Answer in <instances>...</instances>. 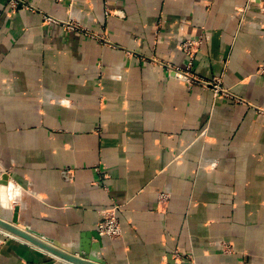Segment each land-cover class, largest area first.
I'll return each instance as SVG.
<instances>
[{"label": "crops", "instance_id": "obj_1", "mask_svg": "<svg viewBox=\"0 0 264 264\" xmlns=\"http://www.w3.org/2000/svg\"><path fill=\"white\" fill-rule=\"evenodd\" d=\"M8 2L7 216L19 208L22 227L107 264H264V0ZM188 39L201 42L192 57ZM114 205L110 238L98 223ZM1 237L0 264H70Z\"/></svg>", "mask_w": 264, "mask_h": 264}, {"label": "water", "instance_id": "obj_2", "mask_svg": "<svg viewBox=\"0 0 264 264\" xmlns=\"http://www.w3.org/2000/svg\"><path fill=\"white\" fill-rule=\"evenodd\" d=\"M8 178L7 173H3L0 178L1 184H6ZM19 208H15V212L10 218L0 216V230L10 237L23 240L40 249L46 250L53 256L63 259L71 264H107L100 256L93 255L88 248H78V251L70 250L62 247L53 240L44 238L36 230L27 226H20ZM1 231V232H2ZM3 233V232H2ZM9 233V234H8ZM97 245L95 246V248Z\"/></svg>", "mask_w": 264, "mask_h": 264}, {"label": "built area", "instance_id": "obj_3", "mask_svg": "<svg viewBox=\"0 0 264 264\" xmlns=\"http://www.w3.org/2000/svg\"><path fill=\"white\" fill-rule=\"evenodd\" d=\"M57 2L61 1H67L69 2L70 6L73 5L74 0H55ZM10 5L12 8H18V7H25L27 6L26 0H9ZM45 19L49 22H57L58 19L54 16L47 15L45 16ZM66 24L70 28H78L79 26L71 20H67ZM201 44L200 40H185L182 42L181 47L183 50H185L191 57L195 54L197 51V48ZM175 75L182 80H186V82L190 85H193L194 83H199L207 86H211L214 90L219 91L221 90L219 87V80H213V81H206L203 79L197 78V76H193L188 71H181V70H175ZM185 75V76H184ZM188 76V77H186ZM217 78V77H216ZM215 81V82H214ZM224 91V90H223ZM120 210L119 205H114L111 208H108L104 211L102 219L98 223V232L102 236H108L110 238H117L122 235V227L118 218V212ZM5 235V234H4ZM7 237H10L6 235Z\"/></svg>", "mask_w": 264, "mask_h": 264}, {"label": "rangeland", "instance_id": "obj_4", "mask_svg": "<svg viewBox=\"0 0 264 264\" xmlns=\"http://www.w3.org/2000/svg\"><path fill=\"white\" fill-rule=\"evenodd\" d=\"M75 1V0H74ZM61 2H67V1H61ZM9 3V5H10V2H8ZM27 3V2H26ZM68 4H69V2H67ZM73 5H74V2H73ZM73 5L72 6H70V4H69V8L71 9L72 7H73ZM10 7L12 8V6L10 5ZM22 7V6H21ZM26 8H28V7H30V5L27 3V6H25ZM19 8V7H18ZM18 8H12V9H18ZM46 20V19H45ZM76 23V22H75ZM77 24V23H76ZM78 29H80L79 27H78ZM85 33H87L88 35H90V36H94L93 34H91V33H89V32H87V31H85ZM185 76V75H184ZM186 77H188V76H186ZM214 80L216 81V80H219V78H214ZM214 81V82H215ZM194 84H199V83H194ZM0 202H2V201H0ZM10 202V201H9ZM4 203V202H3ZM11 205V204H10ZM9 207V204H6L5 205V207ZM3 206H2V204L0 203V216H7V212H8V215H10V211H9V209L7 208V210H5V211H3L1 208H2ZM15 212V207H14V209H12V214ZM7 218H10L9 216H7ZM2 230H0V235L1 236H5V237H7L6 235H4L5 233H4V231H2ZM9 234V233H8ZM0 236V243H1V241L3 240V238Z\"/></svg>", "mask_w": 264, "mask_h": 264}, {"label": "bare ground", "instance_id": "obj_5", "mask_svg": "<svg viewBox=\"0 0 264 264\" xmlns=\"http://www.w3.org/2000/svg\"><path fill=\"white\" fill-rule=\"evenodd\" d=\"M20 226H21V224H20ZM4 234V233H3ZM6 235V234H5ZM98 248V247H97ZM93 255H96L95 253H93ZM96 256H98V254L96 255ZM63 260V259H62ZM71 264V263H70Z\"/></svg>", "mask_w": 264, "mask_h": 264}]
</instances>
